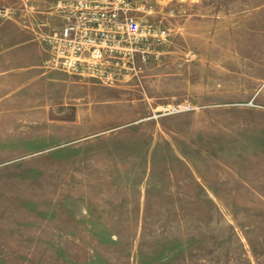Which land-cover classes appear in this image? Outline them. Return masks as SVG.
Listing matches in <instances>:
<instances>
[{
    "label": "rangeland",
    "instance_id": "1",
    "mask_svg": "<svg viewBox=\"0 0 264 264\" xmlns=\"http://www.w3.org/2000/svg\"><path fill=\"white\" fill-rule=\"evenodd\" d=\"M75 1L0 0V264H264V0H124L66 72Z\"/></svg>",
    "mask_w": 264,
    "mask_h": 264
},
{
    "label": "built area",
    "instance_id": "2",
    "mask_svg": "<svg viewBox=\"0 0 264 264\" xmlns=\"http://www.w3.org/2000/svg\"><path fill=\"white\" fill-rule=\"evenodd\" d=\"M129 10L124 0H76L59 30L48 36L49 63L79 72L95 70L109 59L128 58L127 46L141 33Z\"/></svg>",
    "mask_w": 264,
    "mask_h": 264
}]
</instances>
